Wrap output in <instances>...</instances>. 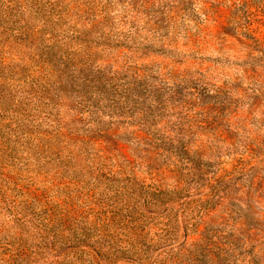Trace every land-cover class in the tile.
Segmentation results:
<instances>
[{"label": "rangeland", "instance_id": "obj_1", "mask_svg": "<svg viewBox=\"0 0 264 264\" xmlns=\"http://www.w3.org/2000/svg\"><path fill=\"white\" fill-rule=\"evenodd\" d=\"M0 264H264V0H0Z\"/></svg>", "mask_w": 264, "mask_h": 264}, {"label": "trees", "instance_id": "obj_2", "mask_svg": "<svg viewBox=\"0 0 264 264\" xmlns=\"http://www.w3.org/2000/svg\"><path fill=\"white\" fill-rule=\"evenodd\" d=\"M145 136L148 138V135L147 134H145ZM203 239H204V236L201 237V240L200 241H202Z\"/></svg>", "mask_w": 264, "mask_h": 264}]
</instances>
